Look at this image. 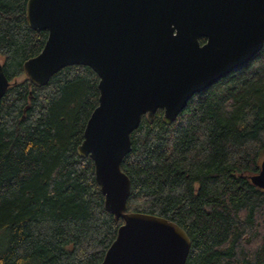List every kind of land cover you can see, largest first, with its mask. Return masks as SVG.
Listing matches in <instances>:
<instances>
[{"label":"trees","instance_id":"1","mask_svg":"<svg viewBox=\"0 0 264 264\" xmlns=\"http://www.w3.org/2000/svg\"><path fill=\"white\" fill-rule=\"evenodd\" d=\"M26 1L0 0L9 80L0 100V264H95L122 221L104 207L92 159L76 150L99 77L70 64L43 85L29 82L22 63L47 30L28 26ZM130 137L120 163L127 210L180 225L190 239L184 264H264V189L249 179L264 157V43L171 123L157 108Z\"/></svg>","mask_w":264,"mask_h":264},{"label":"water","instance_id":"2","mask_svg":"<svg viewBox=\"0 0 264 264\" xmlns=\"http://www.w3.org/2000/svg\"><path fill=\"white\" fill-rule=\"evenodd\" d=\"M25 17L47 30L40 51L22 63L30 83L43 85L70 64L99 77L76 150L92 159L104 207L122 221L95 264H184L188 234L166 217L127 210L130 179L120 163L142 115L152 121L161 108L171 123L195 92L261 49L264 0H27ZM8 84L0 62V100ZM249 179L264 189V157Z\"/></svg>","mask_w":264,"mask_h":264},{"label":"flooded vegetation","instance_id":"3","mask_svg":"<svg viewBox=\"0 0 264 264\" xmlns=\"http://www.w3.org/2000/svg\"><path fill=\"white\" fill-rule=\"evenodd\" d=\"M204 40H205V38H204ZM202 43V42H201Z\"/></svg>","mask_w":264,"mask_h":264},{"label":"rangeland","instance_id":"4","mask_svg":"<svg viewBox=\"0 0 264 264\" xmlns=\"http://www.w3.org/2000/svg\"><path fill=\"white\" fill-rule=\"evenodd\" d=\"M0 60H1V57H0Z\"/></svg>","mask_w":264,"mask_h":264}]
</instances>
